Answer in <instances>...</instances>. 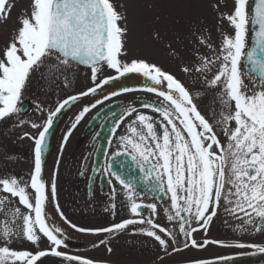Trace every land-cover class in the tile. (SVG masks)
Here are the masks:
<instances>
[{"label":"snow or ice","instance_id":"snow-or-ice-1","mask_svg":"<svg viewBox=\"0 0 264 264\" xmlns=\"http://www.w3.org/2000/svg\"><path fill=\"white\" fill-rule=\"evenodd\" d=\"M12 7L10 0H0V19H10ZM221 7L226 5L219 2L213 5L221 27L226 23L231 31H221L220 46L212 49L211 56L201 54L198 59L193 56L180 69L194 77L193 85L203 89L194 94L193 87L157 63L143 58L121 59L127 55L129 29L127 16L117 11L112 0H29L26 10L17 18L18 26L0 49V119L22 111L27 85L37 73L42 78L45 73L63 76L67 83L66 73L84 66L90 70L95 87L58 102L42 125L31 123L33 129L40 130L35 136L25 133L34 141L33 168L28 180L15 176L0 178V208L7 211L11 207L13 219L21 222L19 227L13 224L10 228L5 224L0 234L4 242L0 246V264H43L42 258L47 256L61 258L69 264H95L90 258L61 251L66 246L61 229L48 222L46 204L50 199L55 202L54 211L68 221L56 200V172L50 183L43 178L46 141L55 118L66 107L81 96L95 93L103 84L132 73L142 74L150 81L145 91L155 94L158 103L143 104L152 114L136 108L125 109L121 114L113 133L125 117L131 119L124 134L117 138V149L106 154L101 175L113 177L119 183L130 213L140 219L128 218L110 227L95 229L70 226L79 232L100 234L119 232L139 223L148 226L145 234L165 251L170 241L172 251L178 252L190 246L222 244L209 240L198 244L194 234L202 229L206 232L223 204L226 212L242 221L243 230L264 231V0H253L251 12L249 0H233L228 12H222ZM253 26L256 40L249 49L248 38ZM156 37L160 38L159 32ZM197 42L212 47L206 39ZM245 60L247 76L242 68ZM105 65L117 77L109 76L96 83ZM205 93L213 95L219 109L212 110L213 122L202 113L198 103ZM88 111L85 107L75 117L63 136L61 152L72 130ZM221 135L225 138L223 142ZM121 156L129 158L141 173V182L150 186L151 192L169 197L171 211L164 210L166 220L178 224V233L155 223L152 217L158 214L157 204L143 203L135 180L126 179L114 170V161ZM124 166L121 162V168ZM14 201L26 211L13 206ZM115 207L113 203L112 208ZM144 209L152 216H145ZM41 236L50 245L45 250H18L9 246L10 241L22 237L38 247ZM234 246L256 248L264 253V246L260 245L237 243ZM192 264L213 262L200 259Z\"/></svg>","mask_w":264,"mask_h":264},{"label":"rangeland","instance_id":"rangeland-1","mask_svg":"<svg viewBox=\"0 0 264 264\" xmlns=\"http://www.w3.org/2000/svg\"><path fill=\"white\" fill-rule=\"evenodd\" d=\"M112 2L117 11L127 16L126 23L129 29L126 38L127 55L122 56L121 59H147L150 62L157 63L166 70L178 71L179 73L177 74L176 71L172 73L176 74L180 79L183 77L185 81L187 78H194L180 71L184 66V62L190 61L193 56L198 59L201 54L211 56L213 54L212 49H218L220 46L221 31H231L226 23L223 28L221 27L218 13L214 10L213 5L217 2L221 5H226V7H221V11L228 12L231 11L233 0H112ZM10 3L14 5L11 9L10 19L7 21L0 19V49L5 46L15 27L18 26L17 18L26 10L29 0H10ZM252 7L253 0H249L250 12ZM157 32L160 35L159 39L156 37ZM200 39H206L212 47L209 48L207 44L201 46L197 42ZM170 45L171 47H169ZM80 69L76 68L66 73L67 83L65 77H53L51 73H45L43 78L40 73L33 75L27 85L22 101L30 100L34 110L26 117H19L16 114L9 118L0 119V178L11 177V174L24 180L30 178L34 159V141L25 136V133L35 136L40 129H33L31 123L35 122L42 125L46 120L44 112L54 110L58 102L69 95H77L80 92L87 91L90 87H95L91 80L90 70L82 71ZM115 74L114 70L108 69L105 65L98 74L96 83H100L105 78ZM131 96L143 97L137 93L131 94L128 92L115 98L126 100ZM40 110H42V114H40ZM84 122V118H82L75 129L72 130L65 149L59 156H56V158L61 160L59 167L52 163L53 161L50 163L52 168L51 175V168L48 166L50 170L48 168L46 172L47 178L50 179L49 181H51L54 171L57 179L68 175L71 178H76L73 174L67 173L68 171L71 172V170H68L71 167L66 161H69L68 159L71 157L69 155H72L74 159L82 156L80 154L82 146L76 150L75 145L80 140H83V138L81 139V131ZM71 125L70 123L68 126L65 124L60 130L61 143L63 136ZM63 160L64 162L62 163ZM54 166H56V169H54ZM66 182L64 185L67 188ZM29 191L31 190L29 189ZM74 203L77 213H72V217L81 221V219L85 218L83 216L89 213L85 210L78 212L79 206L76 202ZM81 204L79 203V205ZM13 206H18L21 211H26L23 206L18 204V201H14ZM11 211V207L7 211L0 208V234L3 233L6 223L10 228L13 224L17 227L20 226L21 222L13 219ZM89 211L91 213L89 215H92L91 209ZM95 215L99 217V213ZM99 220L100 224L106 222L102 218ZM89 225H91L90 222ZM3 243V240H0V246ZM47 244L48 242L43 236H41L38 247L21 237L10 241L9 246L18 250L36 251L38 249L45 250L44 245L47 246ZM107 253L111 252H104L105 257L110 258ZM50 263L54 262L48 261L44 264Z\"/></svg>","mask_w":264,"mask_h":264},{"label":"flooded vegetation","instance_id":"flooded-vegetation-1","mask_svg":"<svg viewBox=\"0 0 264 264\" xmlns=\"http://www.w3.org/2000/svg\"><path fill=\"white\" fill-rule=\"evenodd\" d=\"M189 85V84H188ZM194 89V94H195ZM153 100L158 102V98L155 94H151ZM201 97V96H200ZM199 97V98H200ZM216 102V101H215ZM202 113L206 114V118H209L210 122H213V115L207 112V106L205 102L201 105ZM137 111L144 112L146 114H152L150 109H144L143 107H137ZM110 115V114H109ZM216 118H219L218 116ZM131 119V117H130ZM125 123V121H124ZM122 125V124H121ZM217 131L219 133V127H217ZM88 138V137H87ZM87 138H83V140L77 144L76 150L79 149L80 146H83L82 150H80V154L82 156H78L76 159L70 160L71 172H67L68 174H73L74 177L77 178V181H83L85 177H90L92 175V160L95 154L96 145L93 143L92 138L84 141ZM222 142L224 141V137L221 135ZM118 142V141H117ZM116 146L112 145L109 147L110 152H114L116 150ZM76 155V154H75ZM88 158L86 167L83 169L84 161ZM90 160V161H89ZM104 167V166H103ZM102 167V168H103ZM98 170V174L94 177L93 183L95 184L98 178L104 177V185L107 183V187L113 189L115 188V193L113 192V196L116 198L114 202L116 203V215L110 216L108 213H104L106 208L98 206L96 209V213H100L102 216L93 217L90 219V224L83 228L95 229V228H103L108 227L111 223H119L124 219L134 218L140 219V217H135L130 213V209L127 206V198L120 188H116L114 182L111 180L110 176L101 175V169ZM77 175V176H76ZM111 180V183L109 181ZM158 198L149 199L151 201H144L143 203H152L155 202L157 204L158 214L153 216L155 223H158L166 228H172L178 233V224L170 223L166 220L165 209L170 210V201L169 197L163 193L156 192ZM144 199V198H143ZM148 200V199H146ZM138 202H141L138 200ZM101 205L103 203L101 202ZM108 208V207H107ZM146 216H152L148 209H144V214ZM100 218L105 220V223L100 224ZM112 218L114 220L107 221V219ZM246 219V218H245ZM99 222V223H98ZM242 221L237 219L236 217L230 215L225 211V206L222 204L220 209L218 210L217 216L213 219L211 224L207 227V230H200L194 234V238L197 240L198 244L202 243L204 240L209 241H220L222 244L209 243L203 248H194L188 247L187 249H182L178 252H173L171 247V242L169 241V248L167 251L159 245L154 238L147 236L145 233L139 231L137 227L134 225H129L127 229L113 232L110 237L100 239L96 242V246H94L90 251H87L88 255H93L97 257L104 258V252L111 251L112 254H115L120 257V255L128 260V259H139V260H148V261H158L159 264H192V261L195 260H209L214 264H220L216 261H222L225 259H221L223 257H230L232 260L235 257H238L239 254L245 253H256L258 252L256 248H239L234 245L237 243H245V244H254L264 246V231L256 232V231H245L240 225ZM79 227V223L75 224ZM193 226H196L195 224ZM65 231V230H64ZM71 232L77 236H86L85 234H95L92 232H79L75 228H71ZM160 234V233H158ZM163 236V234H161ZM177 239L180 240L181 237L177 234ZM103 241V243H101ZM222 245H232V246H222ZM145 246L142 251H139V247ZM149 247L147 251L145 248ZM182 247V246H181ZM65 251L64 249H61ZM127 250V251H125ZM122 251H125L123 254H120ZM74 254V253H73ZM108 254V253H107ZM76 255V254H74ZM115 256V257H117ZM89 258V257H88ZM93 261H97V258H90Z\"/></svg>","mask_w":264,"mask_h":264},{"label":"water","instance_id":"water-1","mask_svg":"<svg viewBox=\"0 0 264 264\" xmlns=\"http://www.w3.org/2000/svg\"><path fill=\"white\" fill-rule=\"evenodd\" d=\"M143 75L142 74H127L111 83H109V85L106 87L105 90L108 91H117V90H121V89H128L130 87L135 86V82L139 81L140 78H142ZM77 102V101H76ZM75 102V103H76ZM69 106L66 107L60 114L59 117H57L54 121V125H53V130H51V134L54 132V129L58 126V124L60 123V119H62L65 114L68 112L69 110ZM44 166V165H43Z\"/></svg>","mask_w":264,"mask_h":264}]
</instances>
